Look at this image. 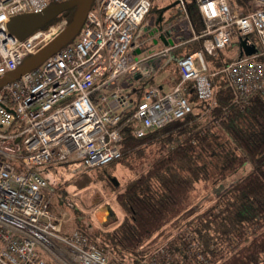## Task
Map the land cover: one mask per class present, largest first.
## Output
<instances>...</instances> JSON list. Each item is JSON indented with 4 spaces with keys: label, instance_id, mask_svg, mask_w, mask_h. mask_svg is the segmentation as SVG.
Instances as JSON below:
<instances>
[{
    "label": "built area",
    "instance_id": "obj_1",
    "mask_svg": "<svg viewBox=\"0 0 264 264\" xmlns=\"http://www.w3.org/2000/svg\"><path fill=\"white\" fill-rule=\"evenodd\" d=\"M60 1L0 0V76L16 69L68 23L63 12L20 39L8 30V20ZM175 1L187 13L186 1ZM195 2L204 22L194 34L201 38V47L176 58L179 79L169 91L145 82L132 88L124 79L144 71V60H160L173 50V45H164L131 57L143 44L136 33L152 0H93L70 42L0 85V264H111L78 229L61 231L50 210L55 185L43 168L73 162L96 169L119 158L122 137L117 125L125 111L140 137L189 113L191 94L198 100L212 98L211 75L223 73L235 101L256 92L264 95V0ZM170 26H160L159 34L165 32L167 39ZM251 36H256L258 49L209 72L204 53L223 50L235 40L246 43ZM153 70L147 66L144 75ZM106 87L109 93L102 92ZM164 252L163 246L155 249L151 263L160 264L157 254Z\"/></svg>",
    "mask_w": 264,
    "mask_h": 264
},
{
    "label": "trees",
    "instance_id": "obj_2",
    "mask_svg": "<svg viewBox=\"0 0 264 264\" xmlns=\"http://www.w3.org/2000/svg\"><path fill=\"white\" fill-rule=\"evenodd\" d=\"M185 1L187 17L198 34L204 25L200 11L195 0ZM71 11L64 12L69 13L68 21ZM59 17L60 14L53 20ZM251 42H255V50L260 47L256 36L247 40V46ZM200 47L198 38L178 48L195 51ZM221 51L204 53L209 72L218 71L225 63L221 61ZM209 77L212 98L198 100L191 94L189 113L162 127L151 128L143 136L134 134L135 123L129 111L124 112L117 125L122 137L121 156L110 163L121 161L129 167L127 157L142 164L144 170L116 193L123 219L105 232L101 242H107L105 247L78 229L101 251L110 247L120 256L139 254L144 258L150 253L151 258V251L159 245L165 246V251L174 250L172 244L176 241H170L166 234L162 237L165 229L172 227L178 240L175 249L182 251L186 264H264V95L256 92L243 102L235 101L223 73ZM178 79L179 73L174 82ZM208 106V114L196 112ZM215 126L222 131L223 141L217 139L220 132L213 130ZM155 144L149 159L146 148ZM207 156L215 162L199 161ZM73 165L76 164L66 162L46 166L43 173L56 187L60 180L53 171L61 176ZM201 182L205 187L209 185L214 197L199 204L192 194ZM146 264L152 263L148 260Z\"/></svg>",
    "mask_w": 264,
    "mask_h": 264
},
{
    "label": "rangeland",
    "instance_id": "obj_3",
    "mask_svg": "<svg viewBox=\"0 0 264 264\" xmlns=\"http://www.w3.org/2000/svg\"><path fill=\"white\" fill-rule=\"evenodd\" d=\"M152 4L154 7L152 6L151 14L149 15L151 17L154 13L156 14L155 9L159 7L169 8L171 13L174 8L175 10L178 8L175 0H152ZM65 16L68 19L69 13ZM149 16L145 18L143 24H149L150 21L153 22V18L150 20ZM157 33H159V31L157 32L156 30V34H154L155 38H153L147 31H142L138 40L142 39L144 41L142 44L143 49L146 48L151 51L159 49L158 47L161 46V42ZM157 39L159 40L157 41ZM193 50L194 48H186V50L175 49L173 51H169L165 57L160 59L164 61V64L166 62L167 66H164V68L157 72L153 82L158 83L163 78L173 81L174 77L176 78L178 74L175 62L176 58L180 55L181 51L184 53ZM170 56H174L175 59L172 60ZM217 89L218 86H216V90ZM110 90L111 89L109 87H106L102 89V92L109 93ZM213 102L214 100L210 103L212 104ZM201 108L202 111L200 109H196L198 114L204 115L209 113V106L208 109H204L203 107ZM213 130L220 132V136L217 139L219 141H223L224 135L220 128L215 126ZM156 146L157 144L149 145V147L146 148V150H149V154H147L148 157L153 155V152H150V150H155ZM150 157L149 159H151ZM125 159L129 162V167L122 165V162L120 161L116 164L109 163L110 165L108 164L106 167L100 169H84L79 165H73L72 167H69L68 170L62 171L64 174L61 176L58 171H53V174H55L57 179L60 181L56 184L55 192L52 195L50 210L55 219L58 221L62 232L82 229L86 231L94 241L98 242L101 247L106 246L104 245L107 244L106 241L104 244L101 243L104 241L105 232L111 230L116 223L121 221L124 214L123 208L116 200L115 195L125 186L129 179L134 178L137 173L144 170L142 164H139L136 161H130L127 157ZM199 159L201 162H206L208 159L215 162L213 158H209L208 156L206 158L200 157ZM59 168L61 171L62 167ZM112 178L117 181V185L112 183ZM206 186L207 187H205L202 182L197 185L192 194L195 202L201 204V201L205 202L207 200H212L214 192L209 188V185ZM173 231L172 227H167L164 231V236L162 237L165 238L166 234V237L168 239L170 238V241L174 239V241L177 242L178 240L175 239L176 234L174 235ZM167 240L162 243H166ZM176 242L172 244V246H174V250L171 249L162 254H157L160 264H175V262H177V264H186V257H181L182 251L175 249V247L178 246L176 245ZM164 247L165 246H163V248ZM103 252L106 254L111 264H146L148 260L151 261V259H149L150 253L142 258L139 254L136 256L129 254L120 256V254L112 252L110 247L104 248ZM151 252H154V249ZM44 256L47 257V254L45 253ZM163 258L166 262L163 261Z\"/></svg>",
    "mask_w": 264,
    "mask_h": 264
},
{
    "label": "water",
    "instance_id": "obj_4",
    "mask_svg": "<svg viewBox=\"0 0 264 264\" xmlns=\"http://www.w3.org/2000/svg\"><path fill=\"white\" fill-rule=\"evenodd\" d=\"M92 1L93 0H62L60 2L50 3L40 12L19 14L11 17L7 22V28L11 34L22 39L29 35L33 30L43 27L57 15L67 10H72L67 25L38 51L26 57L16 69L0 76V85L18 78L24 72L38 66L45 58L66 43L70 42L82 26ZM158 29H161V27ZM171 30L172 27L170 26L167 31ZM164 33L165 32L160 33L158 37L161 41L166 43ZM239 45L243 50L245 49V53L247 54L255 51L254 48H249L243 40L239 41ZM145 83L142 86H144ZM112 181L117 185V181L114 178H112Z\"/></svg>",
    "mask_w": 264,
    "mask_h": 264
},
{
    "label": "crops",
    "instance_id": "obj_5",
    "mask_svg": "<svg viewBox=\"0 0 264 264\" xmlns=\"http://www.w3.org/2000/svg\"><path fill=\"white\" fill-rule=\"evenodd\" d=\"M152 6H153V4H152ZM152 6H151V9H150L149 13L147 14V16H149L151 14ZM177 7L178 8L176 10H175V8L173 9L172 13L169 10V8H166V7H159L157 9H155L156 14L154 13V15H152V17L149 16L150 20H152V18H153V22L150 21L149 24H142V30L140 32L137 31V33H136V40H138V38H139V36L143 30L147 31L150 36L155 38L154 34H156V30L158 32V28L160 26H165L166 24L167 25L171 24L173 29H172V31L167 33L168 38L166 39V43H164L163 41L160 40L161 46L158 48H161L164 45H173L172 46L173 50H175V49L179 50L181 48H178V47L187 43L191 39L194 40L195 39L194 38L195 31L193 30L192 25L189 22V19L187 17V13L185 11L180 10V7L178 5H177ZM157 34H159V33H157ZM174 37H176V39L174 40V42H173L174 44H173L172 42H170L172 39H169V38H174ZM158 40L159 39H157V41ZM139 41H143V40L141 39ZM140 45H141V43H140ZM253 45H255V44L253 43V44L249 45L248 47L254 48ZM193 51H190V52H193ZM147 52H152V51L150 49H146V48L143 49V46L141 45V46H139V48L136 47L131 51V57L133 60H135L139 57H142ZM251 53H253V52H251ZM181 54H183L182 51H181L180 55ZM180 55H178V56H180ZM221 55L224 57L221 59V61L223 63V62H226V60H228L229 58H235L239 55H247V53H245V49L243 50L242 47L239 45L238 40H235L234 43H232L230 46L226 47L225 49H223L221 51ZM174 56H170V58L172 60H174L175 59ZM204 59H205V56H204ZM205 61H206V59H205ZM163 62H164L163 60H158V59L156 60V58H150L148 60H144L142 63L144 71L141 72V69L133 71V72L125 75L124 79L127 83H129L131 85L132 88L134 86H139L142 82H147L146 84L157 85L158 87L161 88L162 92L169 91L175 84V82H174L175 77H174L173 81L167 80L166 78H163L158 83L153 82L154 77L156 76L157 72H159L162 68H164V66H167V63L165 62V64H164ZM175 62H176V60H175ZM214 62L217 64L216 61H214ZM176 65H177V63H176ZM147 66H151L152 70L154 69L152 71V74L148 77H146L144 75V72H145V69ZM207 68L210 71L209 65H207Z\"/></svg>",
    "mask_w": 264,
    "mask_h": 264
}]
</instances>
